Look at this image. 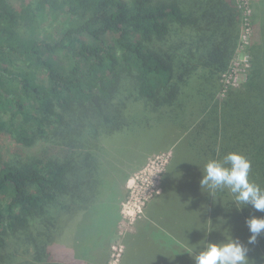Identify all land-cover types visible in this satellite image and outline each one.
I'll list each match as a JSON object with an SVG mask.
<instances>
[{"label":"trees","instance_id":"1","mask_svg":"<svg viewBox=\"0 0 264 264\" xmlns=\"http://www.w3.org/2000/svg\"><path fill=\"white\" fill-rule=\"evenodd\" d=\"M231 2L19 0L14 7L0 0V133H15L23 146L48 144L0 158V247L11 243L39 264H67L49 252L59 213L97 196L101 173L125 179L121 168L103 167L117 149L110 139L138 125L174 135L153 223L181 248L175 263H165L195 264L206 241L233 237L249 249L248 264H264V234L247 244L245 224L264 212L236 204L226 188H201L202 174L183 177L187 166L202 170L238 152L264 189V0L251 4L245 81L221 94L217 80L239 19ZM181 142L186 153L166 179Z\"/></svg>","mask_w":264,"mask_h":264},{"label":"rangeland","instance_id":"2","mask_svg":"<svg viewBox=\"0 0 264 264\" xmlns=\"http://www.w3.org/2000/svg\"><path fill=\"white\" fill-rule=\"evenodd\" d=\"M8 2L14 7L19 6V0H8ZM231 3L237 8L239 19L236 26V41L230 60L226 70L220 73L217 80L221 94L228 88H239L244 83L250 61L246 47L253 36L251 24L252 0H232ZM46 24L43 23V26H46ZM172 133L171 130L148 129L136 125L115 134L110 139V148L112 149L113 143L117 148L116 151L114 150L116 157L114 156L112 160V150H109L111 155L108 157L109 161H105L103 170L104 168L112 170V165L121 168V171H124L125 179L117 178L115 174H113L115 177H112V171L108 173L109 176H106L103 172L97 177L99 181L96 188H93V192L95 191L97 196L87 203L77 201L69 204L65 210H61L56 231L53 235L54 239H52L53 242L50 244L49 250L54 261H62L68 252L70 255V250L75 253V251L77 252L84 247L82 243H79V240L68 241L73 233L71 229L84 233L85 228H87L85 227L86 222L100 224L104 220L103 218L107 220L109 218L112 221V211H115L114 219L117 218L115 237L111 243L109 241L107 244L108 257L105 264H121L124 253L122 237L134 229L135 222L143 216L147 204L162 193V177L172 157V150L167 148L165 150V147H168L167 144L172 143L174 136ZM47 145L42 141H38L32 146H23L16 143L15 133L14 137L0 133V158L8 160L14 153L22 156L37 153ZM185 145L184 142L177 145L170 171L165 176L166 179H169L170 172L176 166V162L186 153L187 145ZM188 157V160H190L191 154L188 153ZM187 168L190 172L185 173L183 177L187 175L197 176V174L200 175L203 172V169L192 170L190 166H187ZM175 176L179 177L178 174ZM75 206L76 210L73 211ZM107 223L109 221L105 224ZM61 239L62 243L59 242ZM105 242L106 240L100 237L91 246L96 247L99 245L100 248H103ZM60 243L64 244L63 247ZM7 244L0 247V264H39L33 261L29 254L21 256V248L17 249L11 243Z\"/></svg>","mask_w":264,"mask_h":264},{"label":"crops","instance_id":"3","mask_svg":"<svg viewBox=\"0 0 264 264\" xmlns=\"http://www.w3.org/2000/svg\"><path fill=\"white\" fill-rule=\"evenodd\" d=\"M163 203L159 196L151 200L145 207L143 216L135 222L134 229L122 237L125 257L122 256L121 264H172L178 260L181 246L178 240H175L174 234L162 228L157 229L158 225L153 223L160 219ZM114 212L112 211V221L102 217L105 221L103 220L100 224L86 222L87 228L84 233L71 229L73 233L68 241L79 240L84 247L75 253L70 250V255L68 252L62 261L67 264H105L108 257L107 244L109 241L111 243L115 237L117 218L114 219ZM107 221L109 223L105 224ZM88 224L90 225L87 226ZM100 237L106 240L103 248L99 245L91 246ZM61 241L62 239L59 242ZM63 245L61 244L62 247ZM164 260L172 261V263H165Z\"/></svg>","mask_w":264,"mask_h":264},{"label":"clouds","instance_id":"4","mask_svg":"<svg viewBox=\"0 0 264 264\" xmlns=\"http://www.w3.org/2000/svg\"><path fill=\"white\" fill-rule=\"evenodd\" d=\"M250 170L251 161L247 157L228 152L222 159H209L204 164L199 183L210 192L226 188L236 204L251 205L257 212H264V189L249 179ZM245 224L250 233L247 244H255L257 237L264 234V216H250ZM248 251L238 238L230 237L221 243L206 241L193 258L195 264H248Z\"/></svg>","mask_w":264,"mask_h":264},{"label":"built area","instance_id":"5","mask_svg":"<svg viewBox=\"0 0 264 264\" xmlns=\"http://www.w3.org/2000/svg\"><path fill=\"white\" fill-rule=\"evenodd\" d=\"M250 12V11H249Z\"/></svg>","mask_w":264,"mask_h":264}]
</instances>
